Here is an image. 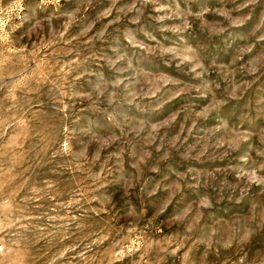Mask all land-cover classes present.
<instances>
[{"label":"rangeland","instance_id":"obj_1","mask_svg":"<svg viewBox=\"0 0 264 264\" xmlns=\"http://www.w3.org/2000/svg\"><path fill=\"white\" fill-rule=\"evenodd\" d=\"M0 264H264V0H0Z\"/></svg>","mask_w":264,"mask_h":264}]
</instances>
